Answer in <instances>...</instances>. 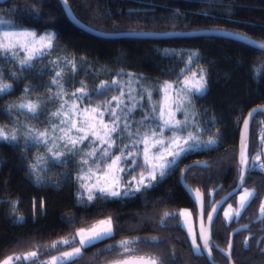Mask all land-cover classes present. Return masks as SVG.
<instances>
[{"label":"trees","instance_id":"obj_1","mask_svg":"<svg viewBox=\"0 0 264 264\" xmlns=\"http://www.w3.org/2000/svg\"><path fill=\"white\" fill-rule=\"evenodd\" d=\"M42 3L43 8L39 13L30 11L33 0H8L0 4V17L13 19L20 28L38 33L54 31L57 34V47L52 55L38 60L32 71L24 72V78L14 83L11 93L0 99V107L6 108L10 103L19 104L28 100L36 102L47 96L49 87L39 85H48L54 72L59 69L50 66L44 75L40 74V70L56 57L69 60L75 58L79 66L78 76H81L80 69L85 66L119 65L146 78L168 80L176 78L182 66L171 53L178 49L190 50L199 53L198 64L207 70V90L196 97V104L209 118L215 119L212 133L215 135L219 131V142L213 150L187 154L178 166L170 169L151 189L132 198L114 201L98 199L91 205L87 204V199H84V203L77 199L76 177L81 172L77 156L72 158L70 164L52 167L47 172L49 180L36 183L35 178L29 174L28 165L41 155L39 147L33 146L28 150L0 142V260L9 255L35 251L37 245L43 247L51 245L53 241L69 238L79 228L91 226L111 215L121 225L114 238L89 247L82 259L74 258L71 264H107L117 258L119 248L103 252L99 259H95L94 254L106 245L131 237L141 238L138 246L142 253L166 252L164 244L144 242V238L153 236L164 238L169 248L175 247L178 250L180 258L177 264H208L204 258L192 254L188 233L185 228L176 226L177 220L168 219L167 227L161 226L160 220L165 212L180 213L182 208H188L195 221V206L180 183L181 169L190 162L204 161L209 165L207 169L192 167L184 176L188 185L198 188L204 194L208 202L207 210L238 182L241 170L238 145L242 120L253 107L264 106V77L254 76L255 67L264 61V52L234 40L209 36L98 38L75 27L67 19L59 0H42ZM69 5L84 24L110 34L221 29L264 42V0H69ZM34 7L39 9L41 4L37 3ZM164 50H169L170 54L166 55ZM0 67L13 69L18 65L0 59ZM70 71V68L65 69L66 74ZM2 81L13 82L7 72ZM29 83L37 85V88L25 96L23 90ZM114 94L115 90H109L102 95H93L91 105L107 101ZM44 107L47 114L41 117L39 123L27 115H19V121L41 131L53 108L51 103H45ZM262 121L264 114L258 113L250 124L252 157L261 149V134L264 132ZM4 125L9 126V132L14 127L13 121L0 111V126ZM140 163L143 164L141 156ZM142 171L143 168H136L134 173L138 175ZM261 178L260 171L250 172V178L243 188L257 187L260 195L238 222L234 221L228 227L222 224L224 207L235 203L237 195L220 210L213 236L219 248L226 250L230 232L239 225L250 224L251 233L257 238L264 235L261 232L264 223H252L249 220V217L255 220L259 205L264 201V185L255 183ZM34 200L37 201L35 214ZM40 201L45 204L43 210L39 209ZM13 202H16L15 208ZM17 216L24 219L17 221ZM66 217L75 219L72 224H68L65 222ZM178 219L181 221V217ZM249 235L250 232L245 230L234 236L233 264H264V255L257 252L255 240L250 241V250L242 248L244 238ZM76 245L78 241L60 246L59 250L43 248L34 264H44L52 256ZM260 247L264 248V244ZM213 256L217 264H230L226 257L216 251Z\"/></svg>","mask_w":264,"mask_h":264},{"label":"snow or ice","instance_id":"obj_2","mask_svg":"<svg viewBox=\"0 0 264 264\" xmlns=\"http://www.w3.org/2000/svg\"><path fill=\"white\" fill-rule=\"evenodd\" d=\"M37 3L41 4V8L37 9L34 7ZM60 3L64 6V12L71 15L69 12V0H60ZM42 8V0H33V7L30 11L39 13L42 11ZM178 11L173 13V15L176 16ZM73 19H75L74 16ZM0 26H7L13 29L0 33V59H6L18 65V67L13 69L0 67V80L4 79L5 72H7L8 78L13 81L12 83H0V99H2L4 95L11 93L14 83H19L24 78V72L32 71L35 69L38 60L46 55H52V52L57 47V34L54 31L38 33L32 29L20 28L13 19H4L2 17H0ZM241 38L254 48L264 50V42H257L246 36ZM21 52L27 54L22 59H17L21 55ZM164 52L166 55L170 54L169 50H164ZM176 55L182 54L176 53ZM181 62L185 64V67L180 69L177 79L171 83L165 81L160 88L165 94V99L169 101L166 105L153 104L152 96L155 89L143 87L140 83L142 78L137 76L134 80L128 82L135 83L137 88H130L127 93L124 90L125 82L119 78L111 82L102 83L91 90L81 81V86L75 92H72L70 97L81 104L87 100L89 105H91L93 103V95H102L109 90L120 89L119 96H113L111 100L102 101L96 104L95 107H86L81 111L78 103L69 104L68 99L65 98L68 95L65 86L70 79H74L79 68L76 59L69 60L66 57L50 59L41 68L40 74H46L50 70V66L52 69L58 68L59 70L54 72L48 85L41 84L39 86H47L49 89L55 86L57 91H50L47 96L36 102L28 100L19 104L10 103L6 108L0 107V111H3L14 124L10 132L8 125L0 126V142L23 147L28 150L37 145L45 147V153L37 156L34 162L28 165L29 174L35 178L36 183H43L49 180L47 172L52 167L70 164L72 158L77 154H81V149L87 145L91 150L83 152L81 159L77 163L80 166L81 173H85L86 171L90 186L83 183L85 175H77L76 177L82 189L87 187V204L91 205L98 199L102 201H114L132 198L140 192L153 188L168 174V171L173 166H178V163L187 154H198L206 150H213L214 146L219 142V131L207 141L201 139L203 133L210 129L202 127L203 118L198 112L193 110V97L203 95L207 90V70L201 68L197 72H194L191 78H186L183 81L179 80V76L192 64L199 63V53L195 51L190 52L187 61L181 60ZM66 68L71 69L67 74L65 73ZM124 75L129 77L134 76L132 73H124L123 70L117 73L118 77ZM254 76L257 78L264 77V61H261L255 67ZM36 88L37 85L31 83L25 85L23 95L26 96L29 92L35 91ZM145 98H147L151 106L144 111L139 121L130 118L135 111L144 108L141 101L145 100ZM56 100L61 101L60 106L55 112L49 114L48 123L50 126L44 127L43 131L19 121V115H27L29 119L39 123L41 117L47 114L44 107L45 103H52ZM113 103H115V107H112ZM157 107L160 108L158 114H156ZM101 109L103 110L101 111ZM187 110H193L191 112V119L188 118ZM257 111L264 112V106H261L259 109H253L249 113L250 119ZM177 112L185 114L183 121L175 119ZM14 113L17 115L14 116ZM106 114L111 121V126L104 123ZM54 120H58L59 122L54 123ZM210 122L214 125L215 119L211 118ZM149 123L155 125V128H148ZM261 124L264 126V121ZM133 125L136 126L135 129H133ZM141 129H143L142 135ZM165 130L171 131L175 135L173 137L157 139V135L164 136ZM185 132L187 133L186 136L184 135ZM133 137L136 138L133 139ZM125 138L130 143L125 144L123 148H119L121 154L112 158V150L119 147L117 140L122 141ZM21 139L23 140L22 144ZM261 140L264 141V132L261 134ZM141 144L144 145L142 154L139 151ZM165 145H167L168 149L166 156H152L150 158V152H153L157 147ZM60 148H63V151H60ZM129 148L133 150L129 151ZM250 152L249 121L246 120L245 129L242 132V147L239 162V165L243 167L239 171V180L234 188L226 193L225 197L220 201H216V204L212 206L211 212L207 210L208 202L204 198V194L197 193L200 203L201 224L199 232L191 229L188 230V237L191 239L190 251L194 256L204 258L208 264H215L214 251L226 257L231 264L235 248V241L233 239H229L226 250L215 245L213 236L215 235L216 220L219 217V208L228 199H233L234 193L247 183L251 171H260L262 178L255 183L264 185V150L258 149L255 157H252ZM141 155H143V164L140 163ZM109 159H111V164L105 167L104 163ZM152 160H158L159 162L152 163ZM196 163L202 164L205 169L209 167L207 162L197 161ZM90 165H95V169L90 167ZM136 168H143L145 170L141 172L139 180L135 176L130 180H124V176L131 171H135ZM187 170L186 166L185 170L182 171V175ZM93 177H95V182H92ZM133 184L134 187L132 186ZM259 195L260 189L257 187L251 189L244 188L237 206L233 207V205L229 204L228 209L225 210L222 224L228 227L232 222H238L251 204L256 199H259ZM77 199L78 202H85L83 192H77ZM15 203L13 202L14 208ZM36 205L37 201L34 200V214ZM44 207V202L40 201L39 209L43 210ZM185 215V211H181L180 213L165 212L161 217L160 225L167 227V220L173 219L177 220L176 226L184 228L187 221L181 222L178 217H184ZM187 215L191 216L192 213H187ZM205 216L207 218V228H205L203 223ZM23 219L22 216L16 217L17 221H22ZM74 219V217H66L65 222L72 224ZM249 220L252 223H264V201H261L259 205V211L255 220H252L251 217H249ZM120 227L119 221L109 215L107 218L101 219L91 226L79 228L69 238L53 241L51 245L43 247L37 245L35 251L23 255L13 254L6 256L0 260V264H34L43 248L59 250L60 246L75 243L77 242V238H79L78 247L73 248L70 252H63L59 256H53L51 261L44 262V264H71L74 258L82 259L89 247L106 239L114 238L116 231ZM242 230L250 232V235L244 238L242 248L250 250L252 248L250 241L255 240L257 252L264 255V248L260 247L261 244H264V235L257 238L251 233L250 224H244L240 228L233 229V233H239ZM261 232H264V228L261 229ZM140 241V237L122 239L115 244H109L105 248L99 249L94 254V257L95 259H99L103 252H112L116 248H119L120 251L116 254L117 258L111 260L110 264H177V260L180 258L178 250L175 247L169 248L164 238L147 237L144 238V242L164 244L166 252L153 251L142 253L138 246Z\"/></svg>","mask_w":264,"mask_h":264},{"label":"rangeland","instance_id":"obj_3","mask_svg":"<svg viewBox=\"0 0 264 264\" xmlns=\"http://www.w3.org/2000/svg\"><path fill=\"white\" fill-rule=\"evenodd\" d=\"M6 30H13V29L8 28L7 26H0V33H2L3 31H6ZM29 46L31 47V45H29ZM190 52H193V51L178 49V50H175L174 52H172L171 54H173L176 57V59L179 62H181V60L187 61L188 54ZM176 53H180L182 55H176ZM26 54L27 53L21 52V55L19 57H17V59H22L23 56L26 55ZM181 63H182L181 68H184L185 67V64L183 62H181ZM201 68L202 67H200L198 63L192 64L182 75L179 76V80L180 81H183L186 78H191L192 77V74L194 72H197ZM80 70H82L81 76H80V74L78 76L77 73H76L75 76H74V79L69 80L68 84L65 86L66 87V90H67V93H68V95L65 98L68 99L69 104L78 103L81 111H83V109L86 108V107H95V106L89 105V103H88L87 100H85L81 104L79 101H74L73 99L70 98L71 97V93L72 92H75V90L81 86V83H80L81 81H83L87 85V87L91 90V89H95L98 85H100L102 83L111 82L112 80L119 78V79H121L122 81L125 82L124 83V90L127 93L128 89H130V88H137V85L135 83H128V82L130 80H134L135 77L139 76V77L142 78L141 81H140V83H141V85L143 87H145V88H154L155 89V91L153 93V96H152V103L153 104H164V105H166L169 101H167L165 99V94L160 90V88L164 84L165 81L171 83V82H173V81H175L177 79V77L174 78V79H168V80L167 79L158 80V79L146 78V77H144V75H141V74L136 73V72H133V71L126 70V69L122 68L119 65H117V66L102 65V66H97V67H94V66H85L84 68H82ZM121 70H123L124 73H132V74H134V76L133 77H129L127 75H124V76L118 77L117 76V73L120 72ZM179 72H180V70H179ZM0 83H4V82L2 80H0ZM50 91L51 92H56L57 91V88L55 86H52L51 89H50ZM119 94H120V89L118 88V89L115 90V94L112 95L108 100H111V98L113 96H119ZM196 97L197 96H194L193 97V104H194V109L193 110L196 111V112H198L200 114V116L203 118L202 127L205 128V129H210L209 131H205L203 133L202 137H201L202 140L207 141L208 139H210V138H212L214 136V134L212 133V131H213V125L210 122V119L211 118H209L207 116V114L205 113V111L200 110L199 107L197 106V104H196ZM25 102H27V101H25ZM60 103H61L60 100H56V101H54V102L51 103L52 106H53L52 112H55L59 108ZM141 103L144 105V108L143 109H138L137 111H135L133 113L132 117H130L132 119H135L136 121H139L141 119L142 115L144 114V111H146L147 108L151 106L148 103L147 98H145V100L141 101ZM129 106H131V105L129 104ZM112 107H115V103H113ZM102 110L103 109H101V111ZM193 110H187L188 111V118L189 119H191V112ZM65 111H67V109H65ZM159 111H160V108L157 107L156 108V114H158ZM61 118H63V117H61ZM175 119L183 121L185 119V114L182 113V112H177L176 115H175ZM48 122H49V120L47 121V124L44 127H49L50 126ZM53 122L54 123H58L59 121L58 120H54ZM198 122H199V120H198ZM97 123H99V121H97ZM104 123L105 124H108L109 126H111V121L109 120L107 114L104 117ZM135 127L136 126L133 125V129H135ZM148 128H155V125L149 123L148 124ZM43 129L41 131H43ZM157 131H159V130L157 129ZM142 134H143V129H141V135ZM174 135H175V133H173L171 131H168V130H165L164 136L157 135L156 138L157 139H163L165 137H173ZM184 135L186 136L187 133L185 132ZM135 138L136 137H133V139H135ZM129 143H130V141L127 138L123 139L122 141L121 140H117V144L119 145V147L118 148H114L112 150V152H111L112 158H115L116 156L120 155L121 153L119 151V148H123L125 144H129ZM37 146L39 147V150H40L41 155H43L45 153V151H46L45 147L44 146H41V145H37ZM59 150L60 151H63V148H60ZM90 150H91V148L89 146L85 145L81 149V154L83 152H88ZM128 150L129 151H132L133 149L132 148H129ZM167 150H168L167 149V145H165L163 147H157L156 149L153 150V152H150L149 153V156H150V158L152 156H155V157H159L161 155L166 156L167 155ZM139 151L141 152V154L143 153V151H144V145L143 144H141L139 146ZM81 154H77L76 156L79 159H81ZM141 158H142V163H143V155H141ZM151 162L152 163H157L159 161L158 160H152ZM109 164H111V159H109L104 166L107 167ZM86 167H88V166H86ZM90 167H92L93 169H95V165H90ZM173 167H175V166H173ZM140 174L137 175V174L134 173V171H131L126 176H124V180H130L133 176H135L137 178V180H139ZM78 175H85V180L83 181V183H85L86 185L90 186V184H89V182L87 180L86 171H85V173H81L80 172ZM92 182H95V177H93V181ZM132 186L134 187V184ZM76 188H77V192H83L84 199H87V195H88L87 187H85V188L82 189L80 187V182H77V180H76ZM243 189L237 194L236 202L235 203H229V204L233 205V207H236L237 206V203L239 201V197H240ZM229 204H227L224 207V209H223V216H224L225 210L228 209ZM181 211H185L186 212V215L184 217H181V222H183L185 220L187 221L186 227H184L185 230L187 231V233H188V230L189 229H191L193 231H196L195 221H194L193 216L192 215L191 216H188L187 215V213H191L190 212V209H188V208H182L180 210V212ZM103 219H105V218H103ZM78 239L79 238H77V241H78ZM189 239H190V237H189ZM190 241H191V239H190ZM78 246H79V244L76 245V246H74V247H72V248H70V249H67V250H65L63 252H70V251H72L73 248L78 247ZM59 255H61V253L60 254H57L55 256H59ZM51 258H49L48 261H51Z\"/></svg>","mask_w":264,"mask_h":264},{"label":"water","instance_id":"obj_4","mask_svg":"<svg viewBox=\"0 0 264 264\" xmlns=\"http://www.w3.org/2000/svg\"><path fill=\"white\" fill-rule=\"evenodd\" d=\"M8 0H0V4H3L5 2H7ZM60 2V0H59ZM61 4V3H60ZM63 10H64V6L61 4ZM70 6V5H69ZM69 12L71 13V15H68L65 13L67 19L77 28H79L80 30L92 35V36H95V37H98V38H104V39H115V38H124V37H127V38H147V39H162V38H170V37H177V36H182V37H189V36H209V37H220V38H225V39H230V40H234V41H237V42H240V43H243L247 46H250L252 48H254L252 45H249L245 40H243L241 37L243 36H246V37H249L251 38L252 40L254 41H257V42H262V41H259L257 39H254L250 36H247L245 34H241V33H237V32H232V31H229V30H221V29H202V30H194V31H190V32H167V33H153V32H126V33H119V34H110V33H105V32H101V31H98V30H95L93 28H91L90 26L84 24L82 21H80L76 16L75 14L73 13L72 9L69 7ZM73 16L75 17V19H73ZM256 49V48H254ZM258 51H261V52H264V50H260V49H256ZM261 106H255L253 107L252 109H250L248 111V113L245 115L244 119L242 120V123H241V126H240V130H239V145H238V160L240 162V153H241V147H242V132L244 131L245 129V121L248 120L249 121V128H250V124L253 120V118L255 117L256 114L258 113H261V114H264V112H260V111H257L250 119L249 117V113L252 112L253 109H259ZM260 150H264V141H262L261 143V149ZM197 161H194V162H190L188 164H186L182 169H181V172H180V183L183 187V189L185 190V192L187 193L188 197L190 198L191 202L194 204L195 206V209H196V217H195V227H196V232H199L200 230V224H201V217H200V203H199V198L197 197V193H201L203 194L198 188H192L190 185H188L184 179V176H185V173L192 167H203L202 164H197L196 163ZM200 162H204V161H200ZM188 168V170L186 172H184V174L182 175V171L185 170V168ZM242 165H240V168L242 169ZM245 185V184H244ZM243 185V187H244ZM242 187V188H243ZM241 188V189H242ZM236 191L234 193V196H236L240 191ZM190 190V191H189ZM232 190V189H231ZM230 190V191H231ZM229 191V192H230ZM228 193V192H227ZM226 195V194H225ZM225 195L223 197H225ZM222 197V198H223ZM205 198V197H204ZM222 198H220L219 200L217 201H220ZM230 201V199H228L226 202L223 203V206L228 202ZM215 203L212 204L215 205ZM212 206L210 207V209L208 210L209 212L212 211ZM220 207L219 208V212L220 210L223 208ZM203 223H204V226L205 228H207V218L206 216L203 218ZM241 225L235 227L234 229H237V228H240ZM242 231H245V230H242ZM240 231V232H242ZM237 233H233V230L230 232L229 234V239H233L234 236L236 235ZM229 242V241H228ZM227 247H228V244H227ZM226 247V249H227ZM107 264H110L107 263ZM215 264H217L215 262ZM231 264H233V262L231 261Z\"/></svg>","mask_w":264,"mask_h":264}]
</instances>
